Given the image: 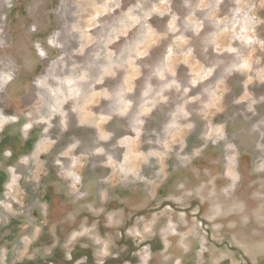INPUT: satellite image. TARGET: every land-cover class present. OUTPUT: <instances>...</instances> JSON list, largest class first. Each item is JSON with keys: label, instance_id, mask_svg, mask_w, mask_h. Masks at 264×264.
<instances>
[{"label": "rangeland", "instance_id": "rangeland-1", "mask_svg": "<svg viewBox=\"0 0 264 264\" xmlns=\"http://www.w3.org/2000/svg\"><path fill=\"white\" fill-rule=\"evenodd\" d=\"M0 264H264V0H0Z\"/></svg>", "mask_w": 264, "mask_h": 264}, {"label": "crops", "instance_id": "crops-1", "mask_svg": "<svg viewBox=\"0 0 264 264\" xmlns=\"http://www.w3.org/2000/svg\"><path fill=\"white\" fill-rule=\"evenodd\" d=\"M6 261H7V259H6Z\"/></svg>", "mask_w": 264, "mask_h": 264}]
</instances>
